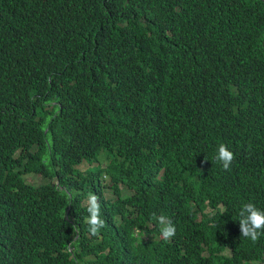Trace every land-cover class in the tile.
<instances>
[{"label": "trees", "instance_id": "1", "mask_svg": "<svg viewBox=\"0 0 264 264\" xmlns=\"http://www.w3.org/2000/svg\"><path fill=\"white\" fill-rule=\"evenodd\" d=\"M249 202L264 209V0H0V264H264Z\"/></svg>", "mask_w": 264, "mask_h": 264}, {"label": "clouds", "instance_id": "2", "mask_svg": "<svg viewBox=\"0 0 264 264\" xmlns=\"http://www.w3.org/2000/svg\"><path fill=\"white\" fill-rule=\"evenodd\" d=\"M215 159L222 163L225 170H228L235 156L226 145L221 144ZM106 175L107 173L104 177ZM87 212L89 213L86 219V223L89 225L88 231L92 235H97L100 229L105 226V221L100 217V204L95 194L90 195L87 199ZM238 221L241 237L256 242L264 235V209L257 208L255 204L250 202L242 204L238 212ZM158 222L161 225L163 239L168 240L176 234V227L168 217L161 215L158 217Z\"/></svg>", "mask_w": 264, "mask_h": 264}, {"label": "rangeland", "instance_id": "3", "mask_svg": "<svg viewBox=\"0 0 264 264\" xmlns=\"http://www.w3.org/2000/svg\"><path fill=\"white\" fill-rule=\"evenodd\" d=\"M100 163L103 167H107V165L110 163V159L107 157V155H103L100 158ZM90 165L87 164H81L79 165V168L82 170H86L87 168H89ZM26 180H28L29 182H32L36 185H40L42 183H44L46 181V179L44 178L43 175H37V174H26L25 175ZM105 183L106 184H111V176L109 174H107L105 177ZM51 180V179H50ZM105 195L108 199L112 200L115 199L114 194H112L111 192H109V190H105Z\"/></svg>", "mask_w": 264, "mask_h": 264}]
</instances>
